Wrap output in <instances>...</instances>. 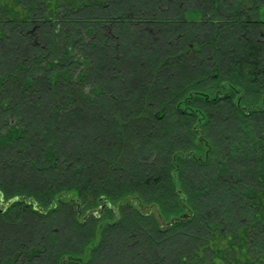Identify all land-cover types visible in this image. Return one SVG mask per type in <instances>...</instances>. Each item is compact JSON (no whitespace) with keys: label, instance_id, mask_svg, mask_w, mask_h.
<instances>
[{"label":"trees","instance_id":"obj_1","mask_svg":"<svg viewBox=\"0 0 264 264\" xmlns=\"http://www.w3.org/2000/svg\"><path fill=\"white\" fill-rule=\"evenodd\" d=\"M262 9L0 0V264H264Z\"/></svg>","mask_w":264,"mask_h":264},{"label":"rangeland","instance_id":"obj_2","mask_svg":"<svg viewBox=\"0 0 264 264\" xmlns=\"http://www.w3.org/2000/svg\"><path fill=\"white\" fill-rule=\"evenodd\" d=\"M258 18L260 19V20H262V21H264V9H262V10H260V12H259V14H258ZM213 126H215L216 127V130H214V134L215 135H217V136H220L221 134L223 135L224 133H225V136H234V137H237V136H235V133H233V132H231V131H229L228 129V127H227V125L224 127V125H222V124H219L218 123V121L217 120H214V122H213ZM219 129H221V131L219 130ZM220 131V132H219ZM172 134H173V132H172ZM230 134V135H229ZM177 135H175V137H176ZM174 138V136L173 135H171L170 136V139L172 140ZM182 139V138H181ZM226 153H228V150L226 151L225 149L222 151H220V154H221V156L222 155H224V154H226ZM198 155L200 154L201 156H203V151H202V153H197ZM235 155V156H234ZM225 156V155H224ZM200 159V158H199ZM204 159H206V155H204ZM221 161H222V163H221V165H220V169L222 170V171H224V170H226L227 171V175H226V178L228 179V180H231V181H236V182H241V180H244V181H246V182H250V181H252V179H250V178H252V173H251V171H249V173L248 174H245V176H244V178L245 179H239V178H241L242 176H241V170L242 169H244V166H242L243 164H242V162L244 161V160H242L241 158H240V154L237 152V151H235L234 152V154L232 155V157L231 158H229V156L228 155H226V157H224V159H221ZM248 162L249 161H246V163L244 164V165H248ZM250 163H252V162H249V164ZM251 167L253 168V164H251ZM221 170H219V171H221ZM221 171V172H222ZM203 172L204 173H207V169H205V170H203ZM221 172H218V173H221ZM238 172H239V176H238ZM190 175H192V171L190 170ZM218 176V174H215L213 177H212V181L211 182H209L208 184H207V186H209V185H211L213 182H214V184L216 185V186H218V184L221 182V179H217V178H219V177H217ZM193 178H195L194 176H192ZM196 179V178H195ZM195 179H193V181H194V187H192L191 189H193L194 188V191L196 190V189H198L199 188V186H198V184L196 183V180ZM219 180V181H218ZM204 187V186H203ZM4 205H5V203L2 205L3 207H4ZM105 208V207H104ZM97 211V210H96ZM95 212V211H94ZM80 213V215L81 216H85L86 214H85V211L84 212H79ZM87 216V215H86ZM83 218V217H82ZM61 228H63V227H61ZM59 236H60V239L62 240H65V241H67V242H65V243H68L69 241H68V238H69V235L68 234H66V232L63 230V231H60V234H59ZM61 243H63L64 241H60Z\"/></svg>","mask_w":264,"mask_h":264},{"label":"water","instance_id":"obj_3","mask_svg":"<svg viewBox=\"0 0 264 264\" xmlns=\"http://www.w3.org/2000/svg\"><path fill=\"white\" fill-rule=\"evenodd\" d=\"M12 202H13V200H12V201H9V202H7V203H6V207H8L9 205H11V203H12ZM104 207H105V206H102V207H101V209H104Z\"/></svg>","mask_w":264,"mask_h":264}]
</instances>
